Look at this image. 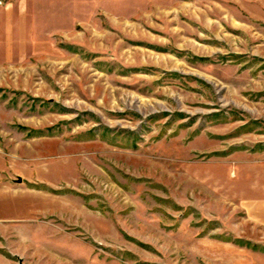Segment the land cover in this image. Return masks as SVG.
<instances>
[{"label":"rangeland","instance_id":"1","mask_svg":"<svg viewBox=\"0 0 264 264\" xmlns=\"http://www.w3.org/2000/svg\"><path fill=\"white\" fill-rule=\"evenodd\" d=\"M0 264H264V0H0Z\"/></svg>","mask_w":264,"mask_h":264},{"label":"water","instance_id":"2","mask_svg":"<svg viewBox=\"0 0 264 264\" xmlns=\"http://www.w3.org/2000/svg\"><path fill=\"white\" fill-rule=\"evenodd\" d=\"M17 182H20V179H17Z\"/></svg>","mask_w":264,"mask_h":264}]
</instances>
